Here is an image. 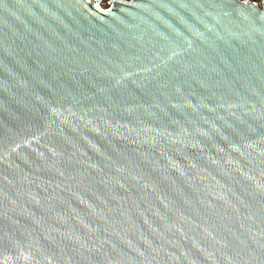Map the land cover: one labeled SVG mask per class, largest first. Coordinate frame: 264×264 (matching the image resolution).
I'll return each instance as SVG.
<instances>
[{"label":"water","instance_id":"1","mask_svg":"<svg viewBox=\"0 0 264 264\" xmlns=\"http://www.w3.org/2000/svg\"><path fill=\"white\" fill-rule=\"evenodd\" d=\"M0 0V264H264V0Z\"/></svg>","mask_w":264,"mask_h":264},{"label":"rangeland","instance_id":"2","mask_svg":"<svg viewBox=\"0 0 264 264\" xmlns=\"http://www.w3.org/2000/svg\"><path fill=\"white\" fill-rule=\"evenodd\" d=\"M110 4V0H104L103 6L107 7Z\"/></svg>","mask_w":264,"mask_h":264},{"label":"built area","instance_id":"3","mask_svg":"<svg viewBox=\"0 0 264 264\" xmlns=\"http://www.w3.org/2000/svg\"><path fill=\"white\" fill-rule=\"evenodd\" d=\"M256 1H259V0H256Z\"/></svg>","mask_w":264,"mask_h":264}]
</instances>
